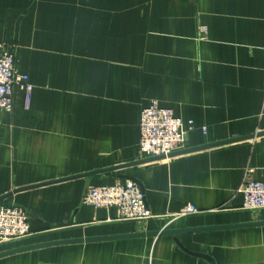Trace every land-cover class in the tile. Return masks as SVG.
<instances>
[{"label": "crops", "instance_id": "crops-1", "mask_svg": "<svg viewBox=\"0 0 264 264\" xmlns=\"http://www.w3.org/2000/svg\"><path fill=\"white\" fill-rule=\"evenodd\" d=\"M0 45L34 87L29 108L16 87L0 111V197L139 161L152 102L182 120L184 150L213 146L13 194L0 204L25 209L30 234L0 253L85 241L0 264H264V209H243L239 193L264 182V0H0ZM120 176L156 217L121 222L82 203ZM189 205L198 213L179 216ZM109 237L120 238L86 241Z\"/></svg>", "mask_w": 264, "mask_h": 264}, {"label": "built area", "instance_id": "built-area-1", "mask_svg": "<svg viewBox=\"0 0 264 264\" xmlns=\"http://www.w3.org/2000/svg\"><path fill=\"white\" fill-rule=\"evenodd\" d=\"M20 87L25 94L26 107L32 100L33 85L26 74L17 69L14 54L0 45V111L11 112L15 88ZM264 116V104L262 108ZM183 122L175 116L171 109L162 108L156 102L150 103L141 112L140 143L138 156L140 160L147 158H168L171 154L184 150L185 131ZM193 128V124L191 123ZM206 134L207 129L203 128ZM239 193L243 197V209H264V182L245 181ZM82 203L94 209H115L117 220L147 221L154 214L147 206L145 194L141 187L131 181L117 183L112 186L89 188ZM198 213V209L189 205L179 216ZM30 234V215L19 206L0 204V244L4 245L23 240ZM2 245V244H1Z\"/></svg>", "mask_w": 264, "mask_h": 264}, {"label": "water", "instance_id": "water-1", "mask_svg": "<svg viewBox=\"0 0 264 264\" xmlns=\"http://www.w3.org/2000/svg\"><path fill=\"white\" fill-rule=\"evenodd\" d=\"M253 137L254 136H250V137H247V138L249 139V138H253ZM247 138H244V139H247ZM232 141H235V140H232ZM232 141L223 142V143L217 144V145L231 143ZM210 147H213V146L212 145H210V146H204V147L198 148V149H205V148H210ZM198 149H194V150H182V151H179V152H176V153L171 154L168 158H173L175 156H179L181 154H186V153H189V152H193V151H196ZM162 160H165V157L164 156H162V157H156V158H148V159H144V160H139V161H137L135 163H132L130 165L121 166V167H118V168H111V169H107V170L95 171V172H92V173H89V174H84V175H80V176H74V177H71V178H66V179L54 181V182H51V183H59V182H64V181H68V180H75V179H79V178L93 177V176L98 175V174H104L106 176H111V175H114V173L116 171L121 170V169H124V168L129 167V166L142 165V164H145V163L155 162V161H162ZM120 178H122V179H129V181L138 184L141 187V189H142L141 184H139V182L137 180H135L133 178H127L125 176H120ZM51 183H48V184H51ZM48 184H39V185H34V186L27 187V188L15 190L13 193H10V194H8L6 196L0 197V203L3 202L4 200H6L7 198L11 197L13 194H16L18 192H22V191H27V190L39 188L42 185H48ZM256 225H263V224L255 223V224H248V225L246 224V225L224 226V227H220V229H225V228H238V227H247V226H256ZM208 229H210V228L190 229V230H167V231H162V232H157V233L131 235V236H127V237L159 236V235H173V236H176V235H179V234H182V233H186V232L204 231V230H208ZM114 238H120V237L96 238V239H89V240H86V241L105 240V239H114ZM84 241L85 240H71V241L54 242V243L52 242V243H48V244L22 247V248H18V249H13V250L1 252L0 253V258L9 256V255H12V254H16V253L25 252V251L32 250V249L49 247V246H54V245H59V244L79 243V242H84ZM176 243L178 244V246H180L183 249H185L177 239H176ZM185 251L189 252L186 249H185ZM189 253H191V252H189ZM192 254L193 255H196V256H199V257H202V258H204V259H206V260H208V261H210V262L213 263V260L210 257L206 256V255L194 254V253H192Z\"/></svg>", "mask_w": 264, "mask_h": 264}, {"label": "rangeland", "instance_id": "rangeland-1", "mask_svg": "<svg viewBox=\"0 0 264 264\" xmlns=\"http://www.w3.org/2000/svg\"><path fill=\"white\" fill-rule=\"evenodd\" d=\"M140 143V142H139ZM138 147H139V144H138ZM138 149V148H137ZM148 159V158H147ZM167 159H169V158H165V160H167ZM144 160V159H143ZM162 161H164V160H162ZM5 206V205H4ZM156 217V216H155ZM121 222H129V221H122V220H120ZM2 244V245H1ZM0 244V247H3V246H6V245H4L3 243H1ZM9 244V243H8Z\"/></svg>", "mask_w": 264, "mask_h": 264}]
</instances>
